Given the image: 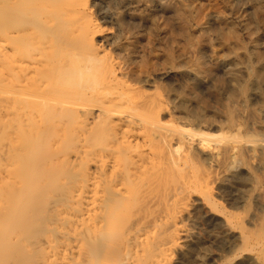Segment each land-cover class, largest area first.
Instances as JSON below:
<instances>
[{
  "label": "bare ground",
  "instance_id": "bare-ground-1",
  "mask_svg": "<svg viewBox=\"0 0 264 264\" xmlns=\"http://www.w3.org/2000/svg\"><path fill=\"white\" fill-rule=\"evenodd\" d=\"M126 1L0 0V264H181L199 245L198 216L228 244L219 264H264V217L251 224L255 207L222 189L259 152L253 190L264 197V141L222 133L205 104L165 85L183 68L177 37L152 29L169 4ZM189 5L176 3V20ZM137 18L153 31L131 32ZM234 23L219 38L237 41Z\"/></svg>",
  "mask_w": 264,
  "mask_h": 264
},
{
  "label": "rangeland",
  "instance_id": "rangeland-1",
  "mask_svg": "<svg viewBox=\"0 0 264 264\" xmlns=\"http://www.w3.org/2000/svg\"><path fill=\"white\" fill-rule=\"evenodd\" d=\"M134 1L133 0H130V1L127 0L126 4L128 2V5H130V6L132 5L131 6L132 8L136 7V8H139L138 10H143V5L141 3H135ZM166 1L168 2L169 6L167 8L160 9V11L162 13L159 10L157 12L156 11H152L153 7H156L153 4L150 5L151 8L149 7L150 12H156L158 14L157 15L158 17L156 16V19L158 18V20L154 21V25H152L153 28H152L151 24L146 19H140V18H137V19L132 21V22L137 23L136 25H135V23L131 22V25L133 24L132 25L133 28H132L131 25H129V27L131 29V32L133 31L132 29H134V27L137 26L138 28L136 27V29H134V31L135 32L137 31L140 34H142L147 28H149V29L152 28L153 30L155 29L154 32L159 35V38L163 37L162 36L163 35L162 32H164V31H166L167 33H170V34H172V35L177 37L175 44L178 47L175 46V45L174 46L177 47V48H181L182 51H183L182 57H180L178 59L180 64L183 65V68H181L182 71L180 70L181 73L180 72L177 73L174 78H170V79H167V81H164L165 85H167L169 89L175 90L176 93H179L180 96L185 98V99H187V101L195 103V98H196L198 101L202 102L200 105H204L205 104L207 106V108L209 109V110L207 109L209 114H211L212 116L215 115L214 119L216 121V125L218 127H220V130H221L222 133L230 134V135H234V134L240 133L243 138L244 137H255L259 141H264V129H262V128H264V61H262V60H261V62L259 61L260 59H264V14H262V12H264V4H261V3H264V0H261L262 1L261 3H260V0L259 1L255 0V2L257 1L256 4H255L254 0L253 1H251V0H230V1L229 0H197L199 4L196 2V0H194L193 4L194 5L196 4L195 8H194V5L192 4L193 0H188V1L187 0H166ZM178 1H183L184 3L186 2V3L190 4L187 7H181L179 9V10L183 9V10L180 11V12H182L181 15L183 14L184 16H187V17L182 16L183 18H180L181 21L180 20H176L178 18L176 16H174L175 15L174 11L176 9V3ZM204 2H206V4L208 3V5L204 4ZM201 3H203V5ZM200 4H201V6H200ZM191 5H192V7H191ZM256 5H257V7H256ZM261 5H262V7H261ZM198 7L200 8L199 11L201 10L200 12L198 11ZM260 7H261V10H260ZM255 8L257 9V11L260 10L262 12L259 11L260 13L259 12L256 13ZM196 9H197V11H196ZM186 10H188V12ZM192 11L194 12V14H192L193 13ZM183 12H185V13H183ZM189 12H190V14H189ZM195 12H196V14H197V12H199L198 13L199 15L197 14L198 16H196ZM160 13H161V16H164V17H162L163 19L160 17V15H159ZM123 14H124L123 18H124L125 22H129V21H127V20H129V18H128L129 14L127 12V7H126V10L124 11ZM191 14L193 16H195V17H193ZM170 15H171V17H170ZM218 15H219V17H218ZM223 15L224 16L227 15V16L224 17ZM259 15H261V16H259ZM207 16H209L211 19L209 17H207ZM244 16H246L247 19L244 18ZM250 16H252V17H250ZM257 16H259V17H257ZM159 18L162 21L159 20ZM170 18L172 19V21H171ZM164 19H165V22H164ZM174 19L176 20V22L174 21ZM182 19H184L183 20V21H185L184 23H183ZM166 20H167V22H166ZM194 20H195V22H194ZM261 20H262V23H261ZM246 21H248L249 23L246 22ZM171 22L173 23V25H172ZM225 22L226 23L227 22H232V23L235 22L234 25L238 27V28L237 27L236 28H237L238 34H239V39L237 41L233 40V39H231V42H230V40L229 41H225L222 38V36H221L222 39L219 38V36H218L219 33H220V35H223L225 33V30H227L226 29L227 26H225ZM163 23H165V24H163ZM181 23H182V25H181ZM240 23L243 24V25H241ZM148 24L150 25V27H149ZM177 24L180 25L179 26L180 28L178 27ZM251 24H252V26H251ZM142 25H145V26H142ZM147 25H148V27H147ZM185 27L188 28V30ZM223 27H224V29H223ZM168 28L170 29V31H169ZM173 28H174V31L176 33L173 31ZM209 28L212 31H210ZM162 29H163V31L161 32L160 30H162ZM178 29H179V32H180V29L184 30V31H187V33H189L188 37L187 36H180V33L178 31H176ZM207 29L210 31V33H208ZM157 31H159V32L157 33ZM206 31H207L208 35H207ZM197 32H199V34ZM160 34H162V35H160ZM194 34H198L197 35L198 37H196ZM202 36H203V38L201 39ZM192 37L195 38V39L193 38V40H196V41H193V43L195 42L194 44L192 42L191 43L188 42L189 40L192 41ZM206 37H207V39H206ZM185 38H186V43H185ZM179 39H181V40H179ZM207 40H209L210 43L206 42ZM239 40H241V41H239ZM183 42H184V45H183ZM238 42H239V45L237 46ZM208 43H209V45H208ZM229 43H230V45H229ZM234 46H235V48H234ZM207 48H208V50H207ZM239 49H241V50H239ZM186 55H188V56H186ZM200 56H202V57H200ZM236 56L238 58H240L241 60L237 59ZM207 57H208V59H207ZM182 61L184 62L183 64H182ZM188 63H189V66H188ZM191 66L194 67L195 69L193 68V70H192V68H190ZM230 68H231V70H230ZM256 68H257V70H256ZM211 71H214V72H211ZM258 71L262 72V73L260 74ZM199 73H201V74L199 75ZM257 73H258V75H257ZM206 74H207V76H206ZM213 74H215L214 75L215 77L213 76ZM217 75L219 77H217ZM186 76H188V77H186ZM183 77H184V79H183ZM192 77H193V79H192ZM189 78H191L192 80L189 79ZM201 78L203 79V81H202ZM184 80L185 81L188 80L187 81L188 83H186ZM168 81L169 82L171 81L170 83L172 85L170 83H168ZM209 82H211V83H209ZM197 83H199V84L197 85ZM184 84H186V85H184ZM204 84H206V85H204ZM190 85H192V87ZM202 85H204V86H202ZM177 86H181V88H177ZM188 87H189V89H188ZM182 88H184V89L182 90ZM179 89H181V91ZM203 89H205L207 93ZM197 90H198V92H197ZM202 90L204 91V93H202L203 92ZM187 92H189V94ZM186 94H187V96H186ZM203 97H204V99H203ZM210 104H211V106H210ZM212 105H214V106H212ZM237 105H239L238 106V110L239 111L237 110V107H236ZM241 106H243L242 109H240ZM226 110H228V111L226 112ZM242 110H243V112H242ZM199 111H201V110L199 109ZM235 111H238V112L235 113ZM247 111H248V113H247ZM249 111L251 113H249ZM201 112H203V111H201ZM206 112L207 111H205V113ZM230 112H232V116L234 115L233 119L231 121L229 119ZM239 114H242V115H239ZM247 115H248V117H247ZM253 116H254L255 119L253 118ZM240 117H241V119H240ZM219 118H220V120H219ZM221 118H223V119H221ZM246 120H248V121H246ZM251 121H252V123H251ZM248 124L250 125V127H249ZM251 126H252L253 129L251 128ZM223 129L225 131H223ZM240 129H241V132H240ZM217 131H219V130H217ZM248 131H250L251 133L248 132ZM258 153L259 152H256V154H247L246 157H245L246 160L244 162L245 165H243L241 163V161L238 160L237 164L241 165L243 172L240 171V172H237V175L236 174L230 175V177H228L225 180H223L224 182L222 183V187H223L222 189H223L224 197H225L226 200L228 199V201L230 203L232 202L231 204L234 203V205L237 206L240 209L246 203H251L252 207H255V208H252V209L250 208L249 212L246 213V218L248 217L247 220L249 222H251V224L254 223L255 221H257L259 218L264 217V214H262V213H264V210H262V209H264V199H262L264 197L258 198V195H257L258 192L253 190V181H254L253 177H254L255 174H253L252 169L255 170V169H258V168H260L262 166L259 163L260 159H262V155H260ZM252 156H253L254 159L252 158ZM258 158H259V161L255 160V159H258ZM252 160H253V162L254 161L255 162L253 163ZM236 162H237V160H236ZM231 177H233V178H231ZM229 178H231V179H229ZM234 181H235V183H234ZM230 186H232V187H230ZM230 192H231V194H230ZM226 193H228V195ZM229 196L232 199V201H231L230 198H226V197H229ZM256 198H258V199H256ZM254 202H257V204H259V206H257V205L255 206L256 203H254ZM238 204H240V205H238ZM256 210L257 211L260 210V211H258L259 212L258 214L256 213L257 212ZM254 214H255V216H254ZM248 215L249 216L251 215V216L249 217ZM256 217H258V218H256ZM198 218H199V216H198ZM198 218L193 220V222L191 223V228H192V231L195 232L196 235H197V236L195 235V237H199V242H197V243H199V245H197V247H194L195 249L192 248L193 250L190 251L186 255L187 257H185V259L183 260V263L184 264L185 263L186 264H193V263L194 264H200V263L201 264L202 263L203 264H205V263L206 264H214V262H215V260L213 259V257H214L216 259V261H217V262H215V264H219L220 263L219 256L221 255L220 252L223 251L224 248L226 249L228 244L224 241V239H223V237L220 234L218 229H216V228L213 229L211 227L206 226L205 223L203 221H201V219H198ZM196 229L198 231H200V229H201L200 232H202V233L197 232ZM208 231H210V232H208ZM213 231H214V233H213ZM215 231H216V234H215ZM211 233H213V234H211ZM212 239H214V240L212 241ZM218 239H220V240H218ZM221 241L224 242V243L222 244ZM213 242L216 245L212 244ZM200 243H201V245H200ZM218 244H221V245H218ZM236 244H237L236 241H233V243H231V247H232L231 250L235 247ZM209 245H211V246H209ZM222 245H223V247H222ZM199 246H200V248H199ZM205 246H208V248L205 247ZM201 247L203 249H205L204 250L205 253L203 252V249ZM213 247L216 248L215 250H217V251H215ZM201 250H202V253L200 252ZM206 251L207 252L208 251L209 252L213 251L214 253L213 252L212 253L211 252L207 253ZM198 255L199 256L201 255L200 256L201 258ZM190 256H191V258H190ZM202 256H203L204 260L202 259ZM192 261H195V262L192 263ZM210 261H212L213 263L210 262ZM240 262L241 261H239V260H235L234 263L235 264H254V262L249 261L247 259H245L244 262H241V263ZM183 263H181V264H183Z\"/></svg>",
  "mask_w": 264,
  "mask_h": 264
}]
</instances>
